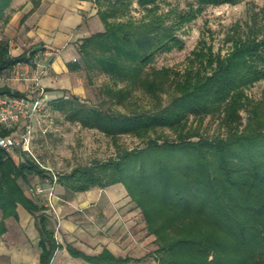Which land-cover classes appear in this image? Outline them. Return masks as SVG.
<instances>
[{
    "label": "trees",
    "instance_id": "1",
    "mask_svg": "<svg viewBox=\"0 0 264 264\" xmlns=\"http://www.w3.org/2000/svg\"><path fill=\"white\" fill-rule=\"evenodd\" d=\"M11 1L0 0V74L18 62L30 63L34 52L9 53L2 31L14 12ZM30 1L33 9L42 2ZM90 1L103 28L76 41L78 57L70 68L82 71L89 82L93 73L107 75L112 83L104 88L114 104L131 106V97L140 91L151 106L112 111L103 101L87 104L76 94L50 98L48 104L71 123L113 140L133 134L145 145L76 165L58 174L57 181L66 198L94 186L122 183L158 246L136 257L115 255L106 247L89 254L66 243L68 252L91 264L150 256L158 264H264V96L255 100L246 92L264 79V35L228 37L232 43L225 53L203 43L181 70L152 65L159 54L185 46L178 31L205 7L242 0H188L184 8L164 7L169 0ZM134 5L141 10L139 16L132 14ZM2 93L26 94L6 84L0 86ZM191 116L199 124L206 116L218 117L223 132L202 136L198 127L189 125ZM165 129L174 133L173 139ZM40 165L47 167L35 154L16 163L0 147V231L4 219L17 218L22 205L35 218L40 264H50L61 245L45 205L19 182L46 177Z\"/></svg>",
    "mask_w": 264,
    "mask_h": 264
},
{
    "label": "rangeland",
    "instance_id": "2",
    "mask_svg": "<svg viewBox=\"0 0 264 264\" xmlns=\"http://www.w3.org/2000/svg\"><path fill=\"white\" fill-rule=\"evenodd\" d=\"M187 1L188 0H169V4H164V7L167 8L170 5H175L179 8H184ZM94 7L96 8L95 5ZM132 14L134 16H139L141 10L134 5ZM88 25H90L92 31L103 28L100 18L99 27L95 26V20L89 21ZM256 32L258 35H264V0H242L237 4L227 3L207 6L199 13L196 19L186 23L182 29L178 31L185 46L182 49L174 48L170 52L159 54L152 65L156 68L160 66H169L181 70L186 66L189 58L193 57L192 50L200 48L203 43H205L206 46L210 45L213 51L220 50L221 53H225L232 43L231 40L227 41L228 37L237 38L245 36L248 33ZM39 49L44 50V48L38 47V50ZM23 52L28 53L29 50H24ZM74 52H76V49L72 42L66 49L61 51V56H71ZM23 73L24 71L20 70L18 72H5V75L2 77L5 81H7L10 76L20 78L19 81L25 82ZM75 74L77 76H75ZM72 75H74L75 80H78L79 85L82 87V91L76 95L87 104L101 105L103 101L106 108L112 111L118 109L124 112H130L135 108H147L151 106L148 98L140 91L134 92L130 101L132 100L135 102H132L131 106H122L110 102L104 87L106 85H111L112 82L105 74L93 73L91 82H89L88 76L84 75L82 71H80L79 74L75 71ZM34 85L36 87L35 82ZM30 86L31 85L27 88L25 87V89H23L24 92L30 96L35 95L38 90ZM246 92L250 97L259 100V98L264 96V79L259 80L253 86L247 88ZM56 94H64L65 97H70L75 93L73 94L69 91L63 93V90L59 89ZM242 112L245 118L246 111ZM218 120V117L206 116L199 124L191 116L189 125L192 128L198 127L202 136L213 137L217 135V133L223 132ZM21 130L22 126L19 124L15 133L18 135ZM31 133L30 148L32 153H34L40 161H43L44 165L47 167L50 166V168H47L40 165L41 168H44V175L46 176L44 178L34 175L29 177L27 182H23L21 179L19 180L23 190L33 199L37 196L32 195L29 188L35 180L46 182L49 180L53 185L54 193L57 197H65V189L61 187L57 181L58 174L70 171L76 165H85L96 159L104 160V158L108 156H114L119 149H132V147H141L145 145L143 139L133 134L119 135L113 140L96 129L84 128L77 122L71 123L63 117L62 113L51 109L50 104L46 111H41L36 115V118H34ZM164 134L170 139H173L175 136L174 133L168 129H165ZM9 153L16 163H19L21 157H25L27 154L31 155L30 153L25 154L21 148H15ZM41 184L43 188L47 187L46 183L42 182ZM120 184L124 187L122 183ZM107 188V186H105V188L94 186L89 190H85L88 192L91 190L90 193H87L88 199L76 205L77 208H74L75 213L72 215L78 222V228L87 232V237L83 233L79 234L80 243L83 245L82 250L86 253L94 254L95 249L91 251L87 247L89 244L86 239L89 235L94 239V235H96L98 236V243L100 245L104 246L102 241L107 238L108 240L106 242H109L111 245L114 244V249L121 255L136 257L151 253L158 245L154 241L155 235L153 233H148L146 221L140 208L136 206L135 202L130 200L127 194L118 200L110 202L106 207L102 206L100 198L107 197ZM92 189H95L96 195H94L95 193L92 192L94 191ZM76 194L77 193L73 194V196ZM38 201H41V199ZM46 209L47 211L51 210L55 215V211H53L52 208ZM102 210H104V213H102ZM21 212L23 213L22 209L20 210V213ZM56 219L57 224H53L50 218V226L54 229L56 238H58L59 234L56 231L59 229V219L57 217ZM90 242H93V240ZM95 253H97V251ZM69 257L73 259L80 258L74 257L70 253ZM122 264L158 263L150 256L142 261H129Z\"/></svg>",
    "mask_w": 264,
    "mask_h": 264
},
{
    "label": "crops",
    "instance_id": "3",
    "mask_svg": "<svg viewBox=\"0 0 264 264\" xmlns=\"http://www.w3.org/2000/svg\"><path fill=\"white\" fill-rule=\"evenodd\" d=\"M94 5L90 0H42L40 7L33 9L30 0H12L10 6L14 12L2 31L3 37L8 42L9 53L15 56L24 50H34V52L30 63L18 62L12 69L7 70L9 73L24 71L25 82L19 81L20 78L10 76L5 81L2 77L5 73H2L0 74V86L6 84L13 90L24 91L25 87L31 85L37 90H42L49 98L61 95L56 94L59 89H62L63 93L69 91L79 94L82 87L72 75L75 70L72 71L70 65L73 58L78 57L76 41L94 32L88 25L89 21L95 20V26L99 27V18L96 16ZM72 42L76 52L71 56H61V51ZM38 47L44 48V50H38ZM44 68L46 69L44 74H39ZM75 76L77 75L75 74ZM107 187V197L100 198L102 206L106 207L110 202L118 200L126 194V189L120 183ZM92 190L96 195L95 189ZM90 192L91 190L77 192L71 198L59 196L54 199L55 215L51 210L47 211L53 224H57L56 217L59 219V229L56 231L59 237L56 238L55 234V238L61 245L52 255L50 264L89 263L82 258L69 257L65 243H71L78 249H82L83 245L80 243L79 234L83 233L87 237V232L78 228V222L72 214L75 213L76 205L88 199L87 193ZM21 209L23 213H20ZM17 212V218L9 215L4 219L5 229L0 231V264H40L41 247L38 244L39 234L35 227V218L22 205L17 207ZM1 218L0 210V222ZM87 239L89 244L87 247L91 251L95 249V252H100L102 248L106 247L115 255L124 256L116 252L114 244L106 242L107 238L102 241L104 246L98 243L96 235H94V239L90 235ZM92 240L93 242H90Z\"/></svg>",
    "mask_w": 264,
    "mask_h": 264
},
{
    "label": "built area",
    "instance_id": "4",
    "mask_svg": "<svg viewBox=\"0 0 264 264\" xmlns=\"http://www.w3.org/2000/svg\"><path fill=\"white\" fill-rule=\"evenodd\" d=\"M45 71L44 68L39 74H44ZM48 101L49 97L42 90H38L35 95L31 96L0 94V147L5 148L8 152H12L15 148H21L24 152L34 156L30 148L33 120L38 113L46 111L49 106ZM19 124H21L22 130L17 135L15 130ZM4 129L10 131L3 134ZM42 182L46 183L47 187L43 188ZM29 189L32 195L41 199L46 208H52L56 213L54 199L58 197L49 180L48 182L35 180Z\"/></svg>",
    "mask_w": 264,
    "mask_h": 264
}]
</instances>
